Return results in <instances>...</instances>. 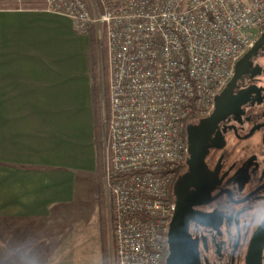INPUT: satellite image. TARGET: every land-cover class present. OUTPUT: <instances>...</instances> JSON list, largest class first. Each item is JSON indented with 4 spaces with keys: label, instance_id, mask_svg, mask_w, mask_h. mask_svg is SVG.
<instances>
[{
    "label": "built area",
    "instance_id": "1",
    "mask_svg": "<svg viewBox=\"0 0 264 264\" xmlns=\"http://www.w3.org/2000/svg\"><path fill=\"white\" fill-rule=\"evenodd\" d=\"M39 1L96 29L109 72L105 180L112 264H162L168 189L186 155L188 117L205 118L264 30V0ZM105 122V121H104Z\"/></svg>",
    "mask_w": 264,
    "mask_h": 264
},
{
    "label": "crops",
    "instance_id": "2",
    "mask_svg": "<svg viewBox=\"0 0 264 264\" xmlns=\"http://www.w3.org/2000/svg\"><path fill=\"white\" fill-rule=\"evenodd\" d=\"M96 155L88 37L45 9L0 10V220L74 203Z\"/></svg>",
    "mask_w": 264,
    "mask_h": 264
},
{
    "label": "flooded vegetation",
    "instance_id": "3",
    "mask_svg": "<svg viewBox=\"0 0 264 264\" xmlns=\"http://www.w3.org/2000/svg\"><path fill=\"white\" fill-rule=\"evenodd\" d=\"M162 264H264V30L205 118L185 122Z\"/></svg>",
    "mask_w": 264,
    "mask_h": 264
},
{
    "label": "rangeland",
    "instance_id": "4",
    "mask_svg": "<svg viewBox=\"0 0 264 264\" xmlns=\"http://www.w3.org/2000/svg\"><path fill=\"white\" fill-rule=\"evenodd\" d=\"M88 1L90 3V0ZM91 5L94 14V5L92 3ZM104 74L100 69L102 103L104 86L108 92V67ZM103 123H105L104 120ZM106 140L105 151L108 154ZM105 161L104 158V165ZM94 167L93 174H89L77 183L76 189L80 194L84 187L83 198H80L81 195L78 194L74 203L59 204L51 209L47 217L34 221L0 220V264H16V256L11 254L18 247L22 249V255L29 254L28 260L23 264H104L101 246L103 223L101 211L104 203L107 211L106 221H108L109 192L103 175L104 171H100L97 165ZM107 228L108 245L111 250L109 225ZM23 240L27 243L29 240H34L36 245L19 246V241ZM111 253L112 251L110 256Z\"/></svg>",
    "mask_w": 264,
    "mask_h": 264
},
{
    "label": "trees",
    "instance_id": "5",
    "mask_svg": "<svg viewBox=\"0 0 264 264\" xmlns=\"http://www.w3.org/2000/svg\"><path fill=\"white\" fill-rule=\"evenodd\" d=\"M86 4L88 11L92 13V5L99 12H101V7L98 0H83ZM45 9V4L39 1H23L20 4H17L15 1L12 0H0V10L6 9ZM89 40V54H90V79H91V109L93 113V120H94V144L96 150V164L100 171H104L105 176V165H104V158H105V139H107V119H108V112H109V96L106 87L104 86L103 89V103L101 98V89H100V69L103 70V75L105 69L107 67L106 61V49L104 41H100L97 38L96 29L92 27L87 35ZM103 111V113H102ZM104 117V118H103ZM188 117V119H190ZM105 123L102 124L103 120ZM187 119V120H188ZM101 198L103 199L102 195ZM103 223L101 227V246H102V256L104 264H112V257L110 256V247L108 245L109 238H108V221L107 219V211L105 205L103 203V208L101 211Z\"/></svg>",
    "mask_w": 264,
    "mask_h": 264
},
{
    "label": "water",
    "instance_id": "6",
    "mask_svg": "<svg viewBox=\"0 0 264 264\" xmlns=\"http://www.w3.org/2000/svg\"><path fill=\"white\" fill-rule=\"evenodd\" d=\"M238 62V61H237ZM237 62L234 66V70L237 67ZM220 93L214 98V103L217 102V100L219 99ZM182 259V256H174L171 254L170 257L167 259V263L166 264H180V260Z\"/></svg>",
    "mask_w": 264,
    "mask_h": 264
}]
</instances>
